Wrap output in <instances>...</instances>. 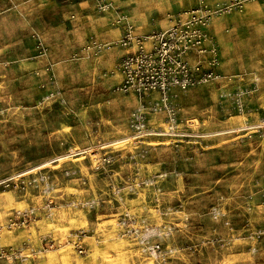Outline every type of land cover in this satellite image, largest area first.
Segmentation results:
<instances>
[{"label": "rangeland", "instance_id": "1", "mask_svg": "<svg viewBox=\"0 0 264 264\" xmlns=\"http://www.w3.org/2000/svg\"><path fill=\"white\" fill-rule=\"evenodd\" d=\"M174 6L0 0V183L23 174L54 187L49 211L43 186H0V224L32 217L0 235V254L17 255L0 264H264V0L212 19L221 77L172 91L162 111L147 109L157 93L141 102L113 91L121 48L84 50L121 37L115 11L146 33L166 29ZM139 108L145 137L134 128ZM127 212L139 229L168 232L153 237L164 262L122 225ZM80 231L83 254L70 237Z\"/></svg>", "mask_w": 264, "mask_h": 264}, {"label": "built area", "instance_id": "2", "mask_svg": "<svg viewBox=\"0 0 264 264\" xmlns=\"http://www.w3.org/2000/svg\"><path fill=\"white\" fill-rule=\"evenodd\" d=\"M175 1V0H171ZM196 6L184 11H180L173 23L166 29L153 30L148 34H139L136 26L129 19L128 15L116 12L112 19V26L119 28L121 37L111 45L92 39L88 42L85 51H92L98 54L106 47H118L125 51L116 68L121 77V81L114 87L113 91L123 94L136 95L141 102L150 95L157 93L159 99L147 107L150 111H162L163 104L168 100L174 90H186L200 84H207L216 80L221 75L216 71L219 65L217 50L213 43V38L209 33V27L214 17H218L235 10H240L245 3L261 0H222L216 4H211L208 0H192ZM114 9L113 1L101 3L99 10L108 13ZM40 51L47 54V48L40 43ZM191 57L195 58L194 63H190ZM134 128L142 137L150 135L146 125L142 108L136 115ZM72 153H78L76 149ZM23 174L10 177L0 183L2 187L18 189L29 186H43L46 194L44 207L52 211L54 198L52 191L54 187L49 176H39L32 179H21ZM31 211V210H29ZM32 212V211H31ZM127 221H122V225H132L128 233L134 236L140 244L142 251L157 258L158 261L166 258L162 250L161 243L154 240V235L163 236L168 234L164 227L150 229L149 227H137L135 216L126 213ZM32 217L27 211H18L9 217L6 223L0 224V235L5 229L26 226ZM72 242L80 254L85 253L84 238L86 233L80 231L71 234ZM16 253L1 251L0 256ZM22 256V255H20ZM23 257L22 261H26Z\"/></svg>", "mask_w": 264, "mask_h": 264}, {"label": "crops", "instance_id": "3", "mask_svg": "<svg viewBox=\"0 0 264 264\" xmlns=\"http://www.w3.org/2000/svg\"><path fill=\"white\" fill-rule=\"evenodd\" d=\"M65 1H70V0H65ZM101 1V0H100ZM103 1V0H102ZM209 2L211 1V0H208ZM214 1V0H213ZM217 1H219V0H217ZM216 1V2H217ZM175 2V6L174 7H172L169 11H167V12H165V16H166V18L168 19V21H167V23H166V26L164 27V28H168L169 26H171L172 25V23H173V19L175 18V16L177 15V13L178 12H180V10H181V8H183V9H190V8H193V7H195L196 6V2L195 1H192V0H175L174 1ZM181 2H182V4H181ZM183 6V7H182ZM185 7V8H184ZM119 29V28H118ZM156 29H158V28H153V29H151L149 32H146V33H139V34H148V33H150V32H152L153 30H156ZM119 31H120V29H119ZM120 39V38H119ZM118 40V39H117ZM116 40V41H117ZM113 48H116V49H118V47H113ZM118 50H120V49H118ZM122 51V56L125 54V51L122 49L121 50Z\"/></svg>", "mask_w": 264, "mask_h": 264}]
</instances>
